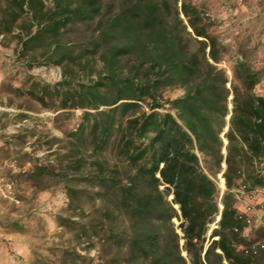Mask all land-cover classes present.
<instances>
[{"label": "trees", "instance_id": "16d2710c", "mask_svg": "<svg viewBox=\"0 0 264 264\" xmlns=\"http://www.w3.org/2000/svg\"><path fill=\"white\" fill-rule=\"evenodd\" d=\"M11 5L44 9L41 0ZM45 18L29 39L47 36L57 65L72 60L62 33L95 24V36L80 56L98 55L101 71L77 85L75 73L67 71L55 88L60 109L84 110L83 123L71 135L76 145L100 155L110 148L121 164L93 162L100 196L127 218L123 233L111 229L106 239L126 246L134 264H186L180 239L190 264H262L256 253L241 250L247 242L233 231L241 226L231 192L242 176L248 182L244 169L256 173L264 160V95L256 93L262 72L237 57L230 79L220 66L226 49L189 0H54ZM171 89L182 95L163 101ZM219 173L225 185L220 198L213 181ZM174 218L181 221V237Z\"/></svg>", "mask_w": 264, "mask_h": 264}, {"label": "rangeland", "instance_id": "374dc122", "mask_svg": "<svg viewBox=\"0 0 264 264\" xmlns=\"http://www.w3.org/2000/svg\"><path fill=\"white\" fill-rule=\"evenodd\" d=\"M41 1L39 12L37 7L19 11L11 0H0V264H134L126 246L117 248L106 239L111 229L123 233L127 218L113 212L94 182L96 159L108 168L121 164L110 148L100 155L76 145L71 135L83 123L84 110L60 109L55 88L67 71L75 73L73 85L96 79L102 69L98 55L80 56L95 36V24H77L62 33L72 60L57 65L47 36L29 39L54 8V0ZM189 1L209 19L211 34L226 49L220 66L229 78L234 59L244 57L262 72L256 93L264 95V0ZM123 65L128 66L126 60ZM181 95L180 89L166 90L163 101ZM244 174L249 184H264L255 170ZM220 177H213L219 198L225 191ZM172 222L181 237V221ZM182 245L180 239L181 256L190 264ZM256 257L264 264V251Z\"/></svg>", "mask_w": 264, "mask_h": 264}, {"label": "built area", "instance_id": "2783aa9c", "mask_svg": "<svg viewBox=\"0 0 264 264\" xmlns=\"http://www.w3.org/2000/svg\"><path fill=\"white\" fill-rule=\"evenodd\" d=\"M256 173L258 177L264 178V160L259 163ZM224 186L223 183V188ZM231 192L236 202L235 220L241 226L233 231L247 242L241 247L242 252L249 255L264 251V184L251 185L245 182L242 176ZM218 220L219 217L216 223Z\"/></svg>", "mask_w": 264, "mask_h": 264}, {"label": "bare ground", "instance_id": "6f19581e", "mask_svg": "<svg viewBox=\"0 0 264 264\" xmlns=\"http://www.w3.org/2000/svg\"><path fill=\"white\" fill-rule=\"evenodd\" d=\"M224 180L222 177H220V184L223 186Z\"/></svg>", "mask_w": 264, "mask_h": 264}, {"label": "water", "instance_id": "95a60500", "mask_svg": "<svg viewBox=\"0 0 264 264\" xmlns=\"http://www.w3.org/2000/svg\"><path fill=\"white\" fill-rule=\"evenodd\" d=\"M229 118V117H228ZM225 131H227V128L225 129ZM225 153V151H223ZM223 168L225 169V164H223ZM171 198L173 199V196H171ZM220 219V217H219ZM219 221V220H218Z\"/></svg>", "mask_w": 264, "mask_h": 264}]
</instances>
